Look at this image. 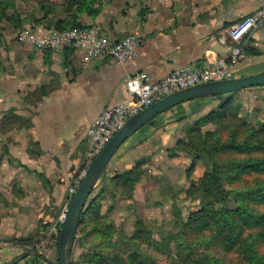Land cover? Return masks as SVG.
<instances>
[{"label": "crops", "instance_id": "1", "mask_svg": "<svg viewBox=\"0 0 264 264\" xmlns=\"http://www.w3.org/2000/svg\"><path fill=\"white\" fill-rule=\"evenodd\" d=\"M16 7L8 16L20 17L23 23L0 22V264H47L32 253L40 251L13 240L40 241L44 223L54 221L69 203V190L88 158V128L104 111L131 103L126 83L138 73L146 72L157 82L182 67L207 68L226 59L230 44H221L220 38L264 8V0H103L101 13L95 18L83 14L81 22L85 27L100 26L114 42L139 36L138 57L124 64L112 58L87 64L83 53L73 48L38 51L20 44V28L48 35L54 30L53 16L39 21L43 12L38 6L35 11L22 10L16 1ZM246 52L248 58L236 69L235 78L264 73V27L250 35ZM232 94L246 100L242 101L250 118L264 123V87ZM208 99L158 116L113 157L103 176L126 172L139 177L132 199L115 195L124 204L122 218L163 219L173 203L191 201L186 198L190 182L205 172L195 177L200 163L190 172L194 162L174 147L183 137L179 120L220 103ZM102 177L96 187L113 182H101ZM168 188L180 194L159 201Z\"/></svg>", "mask_w": 264, "mask_h": 264}, {"label": "trees", "instance_id": "2", "mask_svg": "<svg viewBox=\"0 0 264 264\" xmlns=\"http://www.w3.org/2000/svg\"><path fill=\"white\" fill-rule=\"evenodd\" d=\"M102 5L103 0H66L61 5L55 3L47 5L40 2L38 6L43 12V18L39 21L46 20L52 15L51 29L63 31L86 28L81 22L82 15L87 14L95 18L102 12ZM16 8L15 0H0V22L17 20L19 25L23 23L20 17L14 19L8 16V11ZM59 13L64 14V18H59ZM33 21L37 19L34 18ZM231 101L233 98H229L221 108L213 110L207 117L197 122L203 125L206 123L224 125L230 122L227 130L231 131V134L226 140L229 142L208 146L205 143L194 145L179 140L174 147V151L184 153L196 160L190 172L193 171L197 160L202 157L208 158L212 165L211 171H205L198 182L193 183L186 191V198L200 201V209L190 212L187 221L182 220L181 223L177 221V232L164 231L162 240L156 241L155 246L153 245L157 250L165 251L169 249L171 243H174L182 247L185 252H194L186 255L181 264H221V261L211 254H199L203 253L201 250L209 251L215 248H221L225 253L239 254L247 264H264V256L260 254L258 248L259 245L264 244V213L256 212L251 208V205L264 206V180L261 179L264 177V125L261 128L250 126L231 108ZM228 113H231L230 116H227ZM221 154H227L231 159L224 164L216 162L215 158ZM246 176H254L255 185L247 191L235 188V185L242 182ZM110 181H115L125 188L127 192H123L122 195L132 199L139 177L123 173ZM98 198L93 199L88 205L91 220L85 221L86 210L81 218L75 245L91 235L96 239H103L117 233L115 224L108 222L107 218L96 210L99 206ZM230 203L234 207L231 208ZM136 227L135 237L126 243L130 247L128 254L114 257L101 256L100 263L103 261L104 264H158L152 257L140 251V245L134 244L137 236L150 237L153 236V232L141 219L138 220ZM184 236L190 237L184 240ZM31 239L14 241L29 243ZM119 242L118 240L116 243ZM111 247L123 253L119 244H112Z\"/></svg>", "mask_w": 264, "mask_h": 264}, {"label": "built area", "instance_id": "3", "mask_svg": "<svg viewBox=\"0 0 264 264\" xmlns=\"http://www.w3.org/2000/svg\"><path fill=\"white\" fill-rule=\"evenodd\" d=\"M263 27L264 8L244 17L228 30L226 36L220 38L221 44L226 46L230 44V52L226 59H219L211 67L185 66L157 82H152L146 72H140L130 78L126 87L132 99L131 103L116 105L104 111L88 128L86 164L76 178L75 185L69 190V203L54 221L44 223L48 229L36 245V249L47 252V245L53 239L58 244L62 226L67 220L71 200L85 178L90 165L132 116L178 91L204 83L235 79L236 69L248 58L246 52L248 38L253 32ZM17 39L20 44L29 45L38 51L58 52L73 48L83 53L87 64L99 58H112L117 63L124 64L136 59L142 47V39L139 36L132 34L119 42H114L104 36L98 25L82 29L53 30L45 36H40L30 29H24L18 33ZM44 257L46 258V255Z\"/></svg>", "mask_w": 264, "mask_h": 264}, {"label": "rangeland", "instance_id": "4", "mask_svg": "<svg viewBox=\"0 0 264 264\" xmlns=\"http://www.w3.org/2000/svg\"><path fill=\"white\" fill-rule=\"evenodd\" d=\"M15 1H17V4L22 7V10L29 9L32 11L37 8L40 2L47 3V5H49L50 3L61 5L64 0H15ZM24 29L27 28H20L19 32ZM238 96H239L238 94L237 95L229 94L215 99H208L211 100V102L218 101L220 103L218 106L210 110H206L207 106H204L196 114L187 117L185 119H182L180 121L179 128L183 137L180 140L185 141L186 143L190 142L194 145H201L202 143H205L208 146H217L219 143L225 144L229 142L226 140L231 134V131L227 130L228 128L227 126L230 124V122L224 125H220V124L214 125L208 123H206V125H203L202 123H197L199 122V120H202L203 118L207 117L210 114V112H212L213 110H218L219 108H221L223 103L227 101L229 98H233V101H231L232 103L231 108L239 115L241 119L245 120L250 126L252 125L255 126L256 128H261L264 125V123H260L258 121H255L253 118L249 117L251 116V114L250 111L247 109L248 107L246 105V102L244 103V101H242L244 98L240 99V97ZM230 114L231 113H228L227 116H230ZM193 130H195V132H193ZM189 150H191V147L189 148ZM182 154L186 158L191 159L193 162L196 161L193 158L189 157L188 155L184 153ZM229 159H231V157L227 156V154H221L220 156H217L215 158V161L220 164H224L228 162ZM196 163H200V168L199 170H195V177H199L205 171L207 170L211 171L212 169L210 160L206 157H202L200 160H197ZM191 165L188 167V169L191 167ZM121 174L123 173H120L118 175ZM188 175L190 176V174ZM116 176L110 177V174L108 173V175L106 176L104 175L102 177L101 182L105 180H111ZM261 179L264 180V177H262ZM197 182L198 181H191L189 189L192 187L193 183H197ZM254 185H255V177L246 176L242 182L235 185V188L241 191H247L250 188H252ZM176 189L180 191L179 187ZM173 190H174L173 188H168L167 191L162 192L158 196L159 198L158 200L163 201L166 200L167 198L168 199L175 198V196H177V194L179 193L176 194ZM123 192L126 193L127 190L121 187L120 185H118V183H116L115 181L110 183L106 187L104 186L103 189H101V183L96 187L94 193L90 197L88 205L93 199L99 197L98 198L99 206L96 208V210L100 211L101 215L105 216L108 222L111 221L115 224L117 228V233L112 237H107L103 239H96L93 235H91L85 238L82 242L78 241L74 248L72 264H104L103 261L100 263V261L102 260L101 256L114 257L116 255L118 256V255L128 254V252L130 251V247L126 243L135 237L137 232L136 224L140 219H137L138 217L137 218L133 217V215L131 218H127V217H125V219L122 218L123 215L121 211L124 212V210H122L124 204L119 203L116 200L117 197L115 195H117V193L121 194ZM88 205L86 207V214H85L86 222H89L91 220V215L88 214V208H89ZM172 206L173 208L171 210L169 208L166 210V212L164 213L165 215L162 216L163 219H157L154 221H145L141 219L144 221L146 227L153 232V236L150 237L149 235L137 236L134 242V244L136 243L135 246L140 245L139 248L143 254L152 257L154 260H156L158 264H181L182 261L186 258V255L194 253V252H185L182 249V247H178L174 243H171L170 246L168 247L169 249L165 251L157 250L154 247L156 241H160L161 237L164 234V231L177 232L178 229L176 228V222L178 221V223H181L182 220L187 221L190 212L199 210L201 204L200 201L197 200V201H188L187 203L184 202H179L178 204L173 203ZM229 206L231 208L234 207L231 203ZM251 208L256 212L264 213V206L251 205ZM176 214H178L177 217ZM47 229L48 228L46 227L45 231H47ZM157 231H163V234H158ZM189 237L185 238L184 236L183 239L188 240ZM191 238L193 239L194 237L191 236ZM36 240L37 239L35 238L31 239V242L29 241L28 245L32 247V250L40 251L36 249V245L39 243V241ZM118 240L120 242L116 243ZM122 241L123 243H121ZM14 243L17 242L14 241ZM112 244H119L120 246L119 248L123 250V253L120 250L118 251V249L112 248L111 247ZM258 248L260 254L264 256V244L259 245ZM47 249H48L47 252L40 251L41 254L44 256L46 255L47 259L57 264L58 262L57 242L54 241L53 239L50 242V244L47 245ZM201 251H203V253L202 252L199 253L196 251L195 252L201 255H206L207 253L211 254L216 259H219L221 261V264H247L239 254H236L234 252L225 253L224 250H222L221 248H215V250H209V251L207 250H201Z\"/></svg>", "mask_w": 264, "mask_h": 264}, {"label": "water", "instance_id": "5", "mask_svg": "<svg viewBox=\"0 0 264 264\" xmlns=\"http://www.w3.org/2000/svg\"><path fill=\"white\" fill-rule=\"evenodd\" d=\"M257 87H264V73L250 77L204 83L173 93L154 103L142 112L132 116L123 128L113 136L111 141L102 150L99 156L94 159L86 173L85 178L73 196L67 220L62 226L58 239L57 264H71L79 224L90 197L103 176L108 164L128 139L133 137L137 132L151 123L158 116L163 115L184 103L229 95ZM32 253L44 260L47 264H55L51 260L45 258L42 254L37 252Z\"/></svg>", "mask_w": 264, "mask_h": 264}]
</instances>
